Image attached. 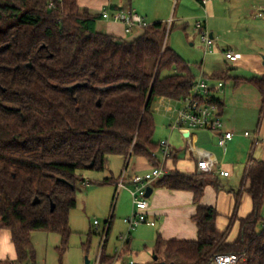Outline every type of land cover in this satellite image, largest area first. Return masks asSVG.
Wrapping results in <instances>:
<instances>
[{"label": "trees", "instance_id": "16d2710c", "mask_svg": "<svg viewBox=\"0 0 264 264\" xmlns=\"http://www.w3.org/2000/svg\"><path fill=\"white\" fill-rule=\"evenodd\" d=\"M101 19L81 10L78 0H0V235L9 232L16 254L0 264H37L34 232L59 234L63 258L78 186L85 183L82 173L105 172L113 156L159 166L153 103L156 98L181 102L192 92L197 77L166 43L167 25L149 24L128 41L97 32ZM249 82L261 94L264 110V77ZM169 159L177 163L178 152ZM155 186L194 194L198 238L166 240L159 234L154 264H210L219 254L264 264V227L258 230L264 223V161L247 163L225 231L217 228L218 210L201 204L207 187L222 189L218 175L176 170ZM243 193L251 197L253 211L238 218ZM36 198L40 203L33 205ZM237 221L239 233L231 242ZM129 250L130 240L121 258ZM103 262L113 264L115 257L104 253Z\"/></svg>", "mask_w": 264, "mask_h": 264}, {"label": "crops", "instance_id": "0c3cea01", "mask_svg": "<svg viewBox=\"0 0 264 264\" xmlns=\"http://www.w3.org/2000/svg\"><path fill=\"white\" fill-rule=\"evenodd\" d=\"M175 1L177 0H132L130 4L128 0H78V4L81 10H87L92 16H102L104 11L111 13L116 9L131 7L143 16L150 25L157 22L168 25L171 22L173 27L177 26L183 31H187L190 26L196 31V21L206 18V29L212 38L215 39L219 49L212 56L213 58L210 60L212 63L204 61L201 74H204L207 81L212 85H216L222 81L225 83L223 91L216 92L215 96L221 102L220 109L224 130L233 132L235 137L224 147H220L218 146L219 136L217 134L206 131H198L195 133L188 131L184 134L180 132L188 142V148L186 150L178 151L172 146L171 141L168 140L172 152H178L179 161L175 163L171 159L166 161L164 159H158V163L160 167H163L169 173L178 170L184 174H195L197 170V153L195 149L199 148V152L209 151L213 154L217 166L229 171L230 176L222 177L218 175L222 189L216 190L211 186L207 187L203 194L201 204L215 207L218 210L217 228L219 231H225L235 211V194L241 188L238 190L234 189V186L240 180V175L236 176L235 165L246 162V169V165L251 158L264 161L263 99L257 88L249 82L252 78L264 77V19L254 17L255 11H264V0H245V3L235 4L236 12L232 17L234 21L238 22L237 24L239 26L237 28L234 27L232 21L230 23L227 21L226 9H228V6L231 5L233 0H213L208 2L205 7L206 9L201 6V1L199 0H186V6L191 9L189 11L183 9L176 15H173L172 7ZM179 1H181V6H183L185 0ZM161 4L162 7L165 4V11L163 13H161ZM243 20L246 26H242ZM100 21H103V23L100 24L97 22L95 26L97 32L102 33L98 29L108 31L103 34L113 35L128 41L137 39L144 32V30L137 32L136 37L129 40L127 39V34L122 24L104 19ZM243 27L244 29H242ZM246 39H254L256 44H259V47L253 50L248 45H244ZM225 52H234L240 57L236 61L227 60ZM230 62H234L238 69L230 67ZM199 68L201 69V66ZM242 68H247V72H250L252 75H246L247 73L243 74L241 71ZM204 70H208L209 73ZM221 72L226 73V79L219 80L216 78L217 74ZM157 99L161 100L163 104L167 103V108L172 106V102H176L166 98ZM173 114L174 119L176 110ZM256 118H259L256 130L251 132L248 128L254 127ZM174 131L172 130V132ZM246 132L251 133V137H245L244 134ZM256 137H259L261 140L259 145H255ZM121 158L124 159L123 157ZM153 167L156 166L148 160L137 158L133 165L132 173L129 176L147 173ZM113 176L111 179L117 180L121 175L118 177ZM88 183L85 181L84 185H88ZM150 188L153 189V193L148 199L150 204L148 214L149 219L155 220L157 225L155 227L141 225L134 233H131L129 254L125 255L124 258H121L124 251L120 253L119 257H116L115 254H107L105 250L107 256L115 257L113 264L126 262V260L128 263L129 259H133L132 257L135 258V255L138 256V251L132 249L135 243L142 244L144 250L153 252L152 248L159 234L166 240L196 241L198 238L197 225L192 219L197 210L194 202V194L186 191H170L156 187L155 183ZM130 209V206L124 208V214H127ZM252 211V199L248 194L243 193L241 195L238 218H246ZM114 219L112 221L111 231L115 224ZM239 228L240 224L237 221L233 227L229 241L233 242L237 238ZM5 231H2L0 235V259L13 261L16 259L15 249L11 242L10 234L6 240L3 239V233ZM6 247L8 248L7 251L5 250ZM136 262L138 263L137 260Z\"/></svg>", "mask_w": 264, "mask_h": 264}, {"label": "rangeland", "instance_id": "374dc122", "mask_svg": "<svg viewBox=\"0 0 264 264\" xmlns=\"http://www.w3.org/2000/svg\"><path fill=\"white\" fill-rule=\"evenodd\" d=\"M186 2L187 1L185 0L183 6H181V1H175L172 7V14L176 15L178 12H180V10L182 11L183 9H187L189 11L191 8L186 6ZM245 2V0H233L231 5L228 6V9H226L228 19L227 21L229 23L232 21L234 27L236 28L239 26L237 24L238 22L234 21L232 17L236 12L235 4H242ZM164 11L165 4L162 7L161 13ZM98 23L101 24L103 21H98ZM243 25L246 26L244 20L242 21V26ZM168 26L169 23L167 25V29L169 28ZM244 27L242 29H244ZM98 30L102 33L108 32L101 29ZM142 30L143 29H135L132 33L127 34V39H133L136 37L137 32ZM166 43L172 47L183 59L190 63L192 72L197 78L202 75L201 71L204 61L212 63L210 60L219 49L215 41L213 45V52L211 54H207L205 52V45L202 43L199 33L195 31L192 26H190L187 31H183L177 26L173 27L172 29L170 28L166 37ZM244 45H248L253 50L259 47V44L257 45L254 39H246ZM235 65L236 64L234 62H230L229 64L230 67H235V69H238ZM199 66H201V69ZM204 71L209 73L208 70ZM241 71L243 74L247 73L246 75H252L250 72H247V68H242ZM164 75H166V73ZM166 105L167 103L163 104V102L157 98L153 103V111L156 120L154 141L156 143H161L162 141L170 140L172 146H174L178 151L186 150L188 148L187 140L183 138L178 129H175L174 132H172L170 129V124L172 123L174 116L173 112H175V110L181 109L183 104L180 102H172V106L170 108H167ZM258 121L259 118H256L254 127L248 128L251 132L256 130ZM193 132L195 133L198 131ZM157 158L159 160L164 159L162 153L160 152L157 153ZM130 159L131 161L129 162L128 160L126 161L119 156H113L109 159V167L105 172L84 171L82 173L83 180L89 183L88 185L82 184L78 186L77 207L71 212L70 216V228L72 234L69 239L66 253L63 258L60 257L58 248L62 246V238L59 234L49 232H34L32 234V243L36 251L37 264H86L87 259L90 261V264H94L99 253L102 232L106 226L105 221L109 220L113 215L115 216V224L113 225L112 231L109 234L107 248L105 250L107 254H115V246L120 245L119 237L121 233L123 232V234H126L127 232V226L124 223V219L130 216L132 212V199L130 197L129 190L133 188V185L127 182V189H123L117 193L116 184L108 182L105 183V181L111 179L112 175L115 177L120 176L125 170L127 171L128 176L131 175L133 165L135 164L137 158L131 157ZM245 163L235 165L236 176L240 175L239 183L234 186V189L236 190H238L242 185ZM128 206H130L131 209L127 214H124V208H128ZM262 215L264 218V207L262 209ZM95 221H98L100 224L98 229L94 225ZM263 227L264 223L261 222L258 226V230L261 231ZM137 229L138 228L134 229L131 233H134ZM91 231L95 232V235L90 236ZM7 237H9V232L5 231L3 233V239L6 240ZM7 249L8 248L6 247L5 250L7 251ZM132 249L138 251V256L135 255V258L132 257L133 259H136L138 263L154 264V262H156V257L153 255V252L144 250L142 244L135 243ZM126 263L127 260L126 262L117 264Z\"/></svg>", "mask_w": 264, "mask_h": 264}, {"label": "built area", "instance_id": "2783aa9c", "mask_svg": "<svg viewBox=\"0 0 264 264\" xmlns=\"http://www.w3.org/2000/svg\"><path fill=\"white\" fill-rule=\"evenodd\" d=\"M213 0H201V6L206 7L208 2ZM206 9V8H205ZM255 18L264 19V11L257 10L254 12ZM104 20L120 23L125 28V33L130 34L135 29H145L149 24L145 18L137 13L131 7L116 9L114 12L104 11L102 14ZM169 23V28L171 27ZM196 31L200 35L202 43L205 45V52L211 54L213 52V45L215 39L212 38L206 29V18L197 20L195 23ZM168 35V33H167ZM227 60L236 61L239 55L234 52H225ZM225 83L218 82L216 85L210 84L202 74L196 79L191 94L180 103L183 104L181 109L176 110V115L170 125L172 130L178 129L182 134L188 131H206L217 134L219 136L218 146L224 147L228 142L232 141L235 134L231 131L224 130V123L221 115V109L215 96L216 92L223 91ZM245 137H251V133L246 132ZM261 142L259 137L255 138V145ZM195 149L197 153V174H216L222 177H229L230 172L217 166V162L213 154L209 151H200ZM160 153H162L164 160H168L171 156L172 150L169 141H162L160 143ZM158 152V153H159ZM157 156V154L155 153ZM169 172L163 167H153L149 172L144 174H135L128 176L125 170L119 177L117 182V193L123 189H127L126 183L129 182L133 188L129 190L132 199V212L130 216L124 219V223L128 228L126 234H121L119 237L120 245L115 249V256L119 257L125 249L127 242L130 240L131 232L141 225H148L155 227L157 222L149 219L148 210L150 208L149 200L146 197L148 188L163 176L168 175ZM113 217V216H112ZM112 217L107 221L106 226L102 232V240L100 243L99 253L94 264H107L103 262L105 248L108 242L109 231L112 225ZM94 225L99 228V222L95 221ZM127 264H138L134 259H129ZM210 264H247L246 256H239L235 254H219L214 256Z\"/></svg>", "mask_w": 264, "mask_h": 264}, {"label": "water", "instance_id": "95a60500", "mask_svg": "<svg viewBox=\"0 0 264 264\" xmlns=\"http://www.w3.org/2000/svg\"><path fill=\"white\" fill-rule=\"evenodd\" d=\"M78 86H81V85H78ZM73 89H74V88H70V91H73ZM93 166H94V165L91 164V165L89 166V169L93 168ZM152 193H153V189H152V188H148V191H147V195H146V197L149 199V198L151 197ZM39 203H40V200H39L38 198H36V199L34 200V202H33V205H37V204H39ZM54 209H55V204H52V206H51V211H54ZM155 260H157V257L155 258ZM86 264H90V262H89L88 259H87Z\"/></svg>", "mask_w": 264, "mask_h": 264}]
</instances>
